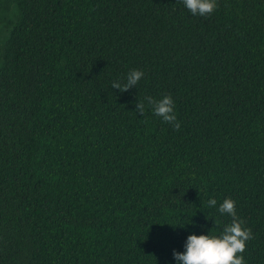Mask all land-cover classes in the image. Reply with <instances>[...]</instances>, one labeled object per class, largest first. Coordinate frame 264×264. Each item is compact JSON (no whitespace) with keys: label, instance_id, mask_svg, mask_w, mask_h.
<instances>
[{"label":"trees","instance_id":"trees-1","mask_svg":"<svg viewBox=\"0 0 264 264\" xmlns=\"http://www.w3.org/2000/svg\"><path fill=\"white\" fill-rule=\"evenodd\" d=\"M216 3L0 0V264H177L225 198L264 264V0Z\"/></svg>","mask_w":264,"mask_h":264},{"label":"clouds","instance_id":"clouds-1","mask_svg":"<svg viewBox=\"0 0 264 264\" xmlns=\"http://www.w3.org/2000/svg\"><path fill=\"white\" fill-rule=\"evenodd\" d=\"M182 2L193 15H211L217 8L216 0H182ZM143 76V71L133 69L127 74L125 83L114 81L112 88L119 92H126L135 87ZM144 99L156 116L162 118L174 129H179L180 123L177 120L175 104L170 94L164 95L159 100L152 96H146ZM135 111L143 116L145 103L137 101ZM207 204L210 208L215 207L217 201L210 198ZM217 210L221 215L226 214L231 217V222L224 226L219 236L209 235V233L199 236L190 234L184 244V252L173 250V257L177 264H245L243 255L238 254L244 253L246 242L253 239L252 230L245 227V221L238 217L236 202L233 199L225 198Z\"/></svg>","mask_w":264,"mask_h":264}]
</instances>
